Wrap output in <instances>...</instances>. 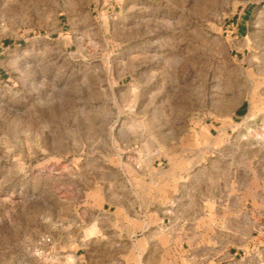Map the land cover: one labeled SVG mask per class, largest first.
<instances>
[{
  "label": "rangeland",
  "instance_id": "374dc122",
  "mask_svg": "<svg viewBox=\"0 0 264 264\" xmlns=\"http://www.w3.org/2000/svg\"><path fill=\"white\" fill-rule=\"evenodd\" d=\"M0 264H264V0H0Z\"/></svg>",
  "mask_w": 264,
  "mask_h": 264
}]
</instances>
